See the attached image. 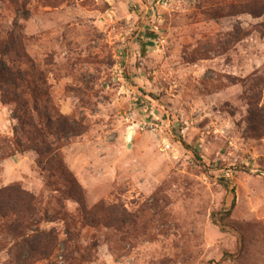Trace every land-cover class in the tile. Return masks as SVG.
Masks as SVG:
<instances>
[{
    "label": "rangeland",
    "instance_id": "obj_1",
    "mask_svg": "<svg viewBox=\"0 0 264 264\" xmlns=\"http://www.w3.org/2000/svg\"><path fill=\"white\" fill-rule=\"evenodd\" d=\"M262 8L0 0L1 67L64 131L39 158L0 92V190L30 193L57 237L27 264H264ZM2 224L0 264H17Z\"/></svg>",
    "mask_w": 264,
    "mask_h": 264
},
{
    "label": "trees",
    "instance_id": "obj_2",
    "mask_svg": "<svg viewBox=\"0 0 264 264\" xmlns=\"http://www.w3.org/2000/svg\"><path fill=\"white\" fill-rule=\"evenodd\" d=\"M263 13L264 8L260 9L259 12H252L254 16ZM12 46L15 49L16 45L12 44ZM17 58L21 57L19 56ZM12 65L14 64L12 63L11 66L1 67L0 63L1 102L3 104L8 103V95H11L16 103L14 112L16 114L15 119L18 123V128L14 130V133L15 135L20 134V139L27 143L29 147L31 145L33 151L40 158L44 153L43 149L48 150V147H43L47 146L44 143L46 132L51 130V128L57 127V124L52 123L53 119L47 116L46 112L43 113V110L45 111L47 109V105L45 104L42 109V106H39L32 99V111L38 114V123H35L31 114L28 112V103L23 98L26 92H29L32 98H35L37 95L45 97V93L44 91L38 92L35 88L33 89L32 83L27 79L26 71L19 68L16 69ZM69 128L68 126L67 130ZM63 133L64 131L62 130L57 131L54 129L51 135L56 137L57 134ZM231 209L223 215H220L219 220L223 221L227 219L230 216ZM46 216V212L41 209L40 205L36 204L35 198L30 193L21 191L17 187L0 190V219L3 221L1 227L10 236V246L16 253L17 264H27V260L34 256L47 257L55 247L57 240L55 232L45 228L38 229L37 227L39 221L44 220L45 223H48L45 221ZM213 222H215V219H213ZM95 223L97 221L93 222V224ZM64 234L67 238L64 240L66 243L64 248L67 251V243L72 240L73 235L69 230H66ZM70 250L76 251V248L72 247Z\"/></svg>",
    "mask_w": 264,
    "mask_h": 264
},
{
    "label": "water",
    "instance_id": "obj_3",
    "mask_svg": "<svg viewBox=\"0 0 264 264\" xmlns=\"http://www.w3.org/2000/svg\"><path fill=\"white\" fill-rule=\"evenodd\" d=\"M131 136H132V134H131V132L129 131L128 134H127V137H126V140H127L128 142L130 141Z\"/></svg>",
    "mask_w": 264,
    "mask_h": 264
}]
</instances>
